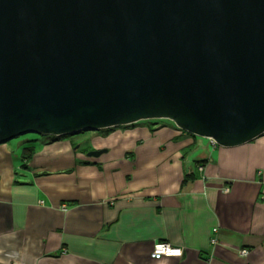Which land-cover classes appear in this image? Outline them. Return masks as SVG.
Wrapping results in <instances>:
<instances>
[{"label":"water","instance_id":"1","mask_svg":"<svg viewBox=\"0 0 264 264\" xmlns=\"http://www.w3.org/2000/svg\"><path fill=\"white\" fill-rule=\"evenodd\" d=\"M145 119L264 133V0H0V144Z\"/></svg>","mask_w":264,"mask_h":264},{"label":"crops","instance_id":"2","mask_svg":"<svg viewBox=\"0 0 264 264\" xmlns=\"http://www.w3.org/2000/svg\"><path fill=\"white\" fill-rule=\"evenodd\" d=\"M166 121L1 143L0 264H264V133L220 146Z\"/></svg>","mask_w":264,"mask_h":264},{"label":"rangeland","instance_id":"3","mask_svg":"<svg viewBox=\"0 0 264 264\" xmlns=\"http://www.w3.org/2000/svg\"><path fill=\"white\" fill-rule=\"evenodd\" d=\"M140 121L142 123L151 122V121H158L160 123V122H165L166 119H145V120H140ZM168 121H166V122H168ZM168 123H173V122L169 121ZM93 134L96 135L98 133L95 131H92V130H84V131H80V132H76V133H72V134H66V138L73 140L75 142L74 147H78L79 144H80V146L83 145L82 144L83 141H84V144H87L90 141ZM34 136H36V133H27V134H23L21 136H18L16 138H13L10 141L14 143V142H18L21 140L31 139Z\"/></svg>","mask_w":264,"mask_h":264},{"label":"built area","instance_id":"4","mask_svg":"<svg viewBox=\"0 0 264 264\" xmlns=\"http://www.w3.org/2000/svg\"><path fill=\"white\" fill-rule=\"evenodd\" d=\"M211 141H212V140H211ZM212 142H213V141H212ZM213 143H214V142H213ZM203 168H204L203 165H199V166H198L199 171H203ZM63 208H64V207H63ZM157 245L164 246V247H162V248H158ZM176 249H180V250H182V254H183V248H182V247H180V246H173V245H171V244L168 243V242L160 241V242H156V243H154L153 248H152V253H151V255H152V257L157 258V259H158V258H161L162 256H176V255L174 254V250H176ZM240 253H241L243 256H246V255H248L249 251H248L247 249H241V250H240ZM182 254L179 255L178 257L182 256Z\"/></svg>","mask_w":264,"mask_h":264},{"label":"clouds","instance_id":"5","mask_svg":"<svg viewBox=\"0 0 264 264\" xmlns=\"http://www.w3.org/2000/svg\"><path fill=\"white\" fill-rule=\"evenodd\" d=\"M157 247H158V248H162V247H164V246L157 245ZM174 254H175L176 256H179V255L182 254V250H180V249H176V250H174Z\"/></svg>","mask_w":264,"mask_h":264},{"label":"trees","instance_id":"6","mask_svg":"<svg viewBox=\"0 0 264 264\" xmlns=\"http://www.w3.org/2000/svg\"><path fill=\"white\" fill-rule=\"evenodd\" d=\"M26 149H29L30 147H25ZM30 157V154H28L27 156H26V158H29Z\"/></svg>","mask_w":264,"mask_h":264}]
</instances>
